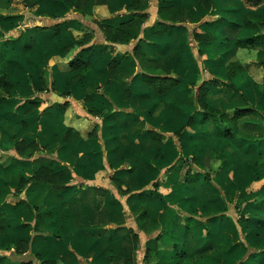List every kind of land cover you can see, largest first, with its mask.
Masks as SVG:
<instances>
[{
  "label": "rangeland",
  "instance_id": "rangeland-1",
  "mask_svg": "<svg viewBox=\"0 0 264 264\" xmlns=\"http://www.w3.org/2000/svg\"><path fill=\"white\" fill-rule=\"evenodd\" d=\"M161 5L176 7L172 35L152 30ZM244 5L264 0H140L137 10L133 0H0V70L16 83L0 89L10 97L0 103V264H246L264 252L262 119L234 121L230 137L204 109L264 111L257 48L238 47L246 33L229 20ZM140 13L148 19L128 44L108 39V26ZM87 57L80 77L70 64ZM229 59L244 66L233 89L222 84ZM151 65L179 84L157 96L141 77ZM42 166L64 186L20 185ZM22 199L51 216L35 227Z\"/></svg>",
  "mask_w": 264,
  "mask_h": 264
},
{
  "label": "trees",
  "instance_id": "trees-1",
  "mask_svg": "<svg viewBox=\"0 0 264 264\" xmlns=\"http://www.w3.org/2000/svg\"><path fill=\"white\" fill-rule=\"evenodd\" d=\"M200 2L207 6H211L213 0H200ZM139 7H140V0H133V6H131V8L137 10ZM158 14L160 20L157 21L154 24V26H152L153 32L161 35L162 34L172 35V33L176 28V26L174 25L176 21V7L169 5H161L158 9ZM147 19H148V15L146 13H140L136 15L133 19L122 23L121 26H116V27L108 26L106 32L107 37L110 41H113L115 43L128 44L131 40L130 31L140 30L142 25L147 21ZM241 26H243V28H245L246 30L259 29V31L255 34L246 33L245 35H239L236 44L240 48H257L256 59L254 63L256 65L261 66L264 71V20L262 19V16L254 11H248L242 17ZM209 36L210 35H208V37ZM199 37L202 38L201 40H205L203 38L207 36L199 35ZM212 37H214V35ZM75 47H76V43H70L64 46L63 50L65 53H68L71 50H73ZM136 50L137 51L140 50L139 53L143 52L140 46H136L135 51ZM121 59L122 56L115 57L111 63L112 67L114 66L116 67V65H118ZM70 66H71V70L73 72H76V74L79 75L80 77L85 76L92 70V62L89 57H87L86 59L78 58L74 62H71ZM243 69L244 66L239 60L230 59L225 66V74L227 75L229 81L222 82V84L233 89L234 85L231 83L232 78L237 72L242 71ZM141 70H142L141 77L143 82L146 85H148L157 96L164 95L165 93L169 92L171 89H173L179 84L178 78L170 75L161 68L151 65L144 67ZM214 84L215 86L217 85L216 82ZM0 89L7 94H10L13 90L16 89V83L7 76L5 67H3V69L0 70ZM9 98H10L9 95L0 93V103L9 100ZM204 109L206 110L207 113H209L214 117L216 128H218L223 135H228L230 137L234 135V131H235V127H234L235 125L233 122L243 117L249 115L259 116L262 119V124L264 125V111L258 109L256 106L252 104L235 107L233 110L232 117H229L227 113L215 107L205 106ZM71 132H73V130L69 129L65 134V140L67 142H72L76 138L75 136H70ZM149 136L150 138L155 140L162 139V134L158 133L155 130H149ZM255 140L262 142L264 141V138L262 137L255 138ZM31 145H37V144L33 143ZM261 170L262 172L260 176L264 178V161L262 163ZM29 182H47L53 185L56 189H60L62 186H64L63 173L60 171L52 172L45 166H42L35 173V175L30 176L27 179L22 178L20 185L23 187ZM145 192H147V190L139 192L137 194L138 197L140 196L143 197ZM17 193L20 194L21 190L18 189ZM17 204L22 205L31 215H33L36 218V221L34 223L35 227L40 225L45 219L51 216V211L49 210L41 211L37 206H35L27 199H22ZM262 205H264V200ZM143 207H144V211L142 216L146 217L150 213L151 208L150 205H148L147 203H144ZM32 227L33 225L31 224V222H22L19 225L20 230H27ZM19 243H23V241L22 240L16 241L15 245ZM261 255L262 256H259V258L256 259L257 264H264V252ZM117 258H118V253L116 250H110L108 252L109 261H115ZM28 264H32V262L30 261L28 262ZM39 264H56V263L54 260H43Z\"/></svg>",
  "mask_w": 264,
  "mask_h": 264
},
{
  "label": "crops",
  "instance_id": "crops-1",
  "mask_svg": "<svg viewBox=\"0 0 264 264\" xmlns=\"http://www.w3.org/2000/svg\"><path fill=\"white\" fill-rule=\"evenodd\" d=\"M260 5V4H259ZM240 10V12H234L233 10H230L229 11V20L231 21V23L233 24V25H238V29H240V28H242L243 29V31L245 32V33H248V34H255V33H257L258 31H259V29H252V30H246L245 28H243V26H241V22H242V17H243V15L246 13V12H248V11H254V12H256V13H258V14H260L261 16H262V19L264 20V9L263 8H259V7H257V6H254V5H252V6H246V5H244V6H240V7H237V10ZM225 17V16H224ZM231 18H233V19H231ZM230 21H229V24H230ZM212 31H213V29H212ZM242 35V34H241ZM245 35V34H244ZM220 38V35L219 34H217V37H215V39L213 40V44L214 43H217V41H218V39ZM224 39H226V38H224ZM237 39V38H236ZM215 41V42H214ZM236 41V40H235ZM235 44H236V42H235ZM237 45V44H236ZM211 47H212V45H211ZM210 50H212L213 51V48H211ZM230 60V59H229ZM228 60V61H229ZM40 209V208H39ZM41 210V209H40ZM41 211H43V210H41ZM46 211H48V210H46ZM247 252V251H246ZM257 252V251H256ZM258 255H261L259 252H257V253H255V254H253V255H250L249 256V258H247L248 260H246V264H248L249 262H256V259L257 258H259V256Z\"/></svg>",
  "mask_w": 264,
  "mask_h": 264
}]
</instances>
